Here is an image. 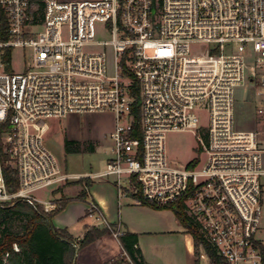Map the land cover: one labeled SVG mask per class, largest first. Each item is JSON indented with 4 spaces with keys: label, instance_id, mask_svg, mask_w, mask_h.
I'll return each instance as SVG.
<instances>
[{
    "label": "built area",
    "instance_id": "1",
    "mask_svg": "<svg viewBox=\"0 0 264 264\" xmlns=\"http://www.w3.org/2000/svg\"><path fill=\"white\" fill-rule=\"evenodd\" d=\"M15 47L32 51L22 71ZM245 85L261 102L256 130L236 128ZM105 111L116 116L112 156L102 170L69 173L45 143L47 120ZM184 131L197 154L178 165L168 134ZM84 178H113L120 200L182 203L223 259L202 244L209 264H264V0H0V205L50 213L56 191ZM87 213L123 233L94 201Z\"/></svg>",
    "mask_w": 264,
    "mask_h": 264
},
{
    "label": "rangeland",
    "instance_id": "2",
    "mask_svg": "<svg viewBox=\"0 0 264 264\" xmlns=\"http://www.w3.org/2000/svg\"><path fill=\"white\" fill-rule=\"evenodd\" d=\"M42 30V26L37 28L39 32ZM106 37L103 35V38ZM31 53L30 48H13V65L17 71H22L25 66L31 65ZM236 99V128L256 130L260 120L257 109L261 102H259L254 86L245 85L238 88ZM47 122L50 129L45 135V143L61 165L66 166L69 173L95 172L105 167L106 159L112 148L109 135L116 126V116L113 112L75 113L65 118H49ZM202 123H207V113L203 114ZM66 139L77 141L80 151L68 153L65 150ZM196 145L197 138L192 131L168 134V154L175 164L182 165L192 159L197 154ZM76 188L73 186L69 190L74 191ZM46 195V192L40 193L41 197ZM126 200L136 203L132 199ZM174 215L173 209H169L167 217H159L152 212L141 214L146 220H152L153 226L154 224L158 226L155 228H160L162 224L168 222L169 217L174 220ZM141 241L148 257L154 264H195L193 254H188L186 242L179 234L158 233L143 236ZM199 264H209L207 253L203 248L200 249Z\"/></svg>",
    "mask_w": 264,
    "mask_h": 264
},
{
    "label": "trees",
    "instance_id": "3",
    "mask_svg": "<svg viewBox=\"0 0 264 264\" xmlns=\"http://www.w3.org/2000/svg\"><path fill=\"white\" fill-rule=\"evenodd\" d=\"M8 70H11V49L6 57ZM130 75V74H129ZM137 94V89L134 91ZM65 150L68 153L79 152L80 145L75 140L66 139ZM9 157L4 155V172L10 191L19 186L17 170L7 162ZM82 185L77 198L89 199V189L93 180L84 178L76 180ZM63 190L61 186L56 193ZM73 198L62 194L59 200L60 208L53 212H45L42 207L35 208L23 200H16L13 204L0 205V264H76V254L79 247H84L96 241L106 233L108 228L90 227L77 247L76 238L66 229L53 225V217L62 211ZM143 204L155 209H173L180 223L191 233L194 240L195 264H199L200 249L203 244L205 250L217 263L223 259L217 255L214 246L204 237L199 227L193 223L185 211L182 203L176 205H157L148 201ZM88 216V213H87ZM124 254L117 259L104 264H148L138 246V234L126 231L119 236ZM16 245L18 249H16Z\"/></svg>",
    "mask_w": 264,
    "mask_h": 264
},
{
    "label": "crops",
    "instance_id": "4",
    "mask_svg": "<svg viewBox=\"0 0 264 264\" xmlns=\"http://www.w3.org/2000/svg\"><path fill=\"white\" fill-rule=\"evenodd\" d=\"M111 156L112 148L106 159L105 166ZM74 173L84 175L90 172L85 171ZM73 186L77 188L74 191H70L69 189ZM82 188V185L76 181H71L63 185V190L59 193V195L61 196L64 194L67 197L73 198V200H71L67 206L52 219L54 226L57 228H66L76 238L77 247L79 246L80 240L84 237L90 227L96 226L99 228H105L103 225L96 223L95 219L87 216L89 202L94 201L101 207L104 215L110 223L116 226L119 225L121 230L124 232L129 231L138 234V246L148 264L154 263L148 257L145 247L142 245L141 239L143 236H151L158 233H171L172 235L179 234L186 242L188 254H193V260H196L193 237L191 233H189L188 230L180 223L176 215H174V220L169 217V221L162 224L160 228H155V226H158L156 224L153 226L154 222L152 220H146L141 216L144 212H152L159 217H167L169 209H155L143 203H133L132 201L126 199L120 200L113 178L94 179L92 186L89 189V199L77 198ZM74 231H76V233H74ZM123 254L124 249L119 238L114 237L111 233H106L96 241H93L84 247H79L75 261L76 264H104L117 259Z\"/></svg>",
    "mask_w": 264,
    "mask_h": 264
},
{
    "label": "snow or ice",
    "instance_id": "5",
    "mask_svg": "<svg viewBox=\"0 0 264 264\" xmlns=\"http://www.w3.org/2000/svg\"><path fill=\"white\" fill-rule=\"evenodd\" d=\"M165 54H166V53H163V52L161 53V55H165Z\"/></svg>",
    "mask_w": 264,
    "mask_h": 264
}]
</instances>
